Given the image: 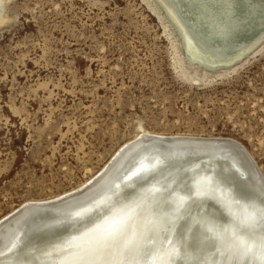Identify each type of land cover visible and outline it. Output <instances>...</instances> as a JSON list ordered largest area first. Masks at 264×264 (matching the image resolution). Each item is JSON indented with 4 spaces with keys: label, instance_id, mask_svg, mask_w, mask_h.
<instances>
[{
    "label": "rangeland",
    "instance_id": "obj_1",
    "mask_svg": "<svg viewBox=\"0 0 264 264\" xmlns=\"http://www.w3.org/2000/svg\"><path fill=\"white\" fill-rule=\"evenodd\" d=\"M206 1L0 0V218L140 130L232 138L264 174V0ZM183 32L220 64L190 61Z\"/></svg>",
    "mask_w": 264,
    "mask_h": 264
},
{
    "label": "bare ground",
    "instance_id": "obj_2",
    "mask_svg": "<svg viewBox=\"0 0 264 264\" xmlns=\"http://www.w3.org/2000/svg\"><path fill=\"white\" fill-rule=\"evenodd\" d=\"M221 1H224V0H221ZM182 3H183V0H182ZM169 9H171V7ZM213 10H217V9H213ZM207 11H209V9ZM228 12L229 11H227L226 14ZM182 14H184V12ZM234 18L236 19V17ZM177 20H178V17H177ZM220 22H219V26L222 23ZM182 25H184V22ZM185 34L186 33H184V36H185L184 46L186 47V52L188 54V55L186 54L187 58L190 61H198V62L208 61L210 62V64L211 63L216 64L222 61L221 56H216L215 54H214L215 56H213V54H211V52L208 51L209 49L206 50L204 47H201L199 43H197V41L191 36L193 33L191 35H188V34L185 35ZM261 42H262V39H261ZM252 44L254 45V42ZM227 45L228 43L226 44V46ZM229 46L231 47V45ZM220 51L222 52V50ZM242 51L243 50H241V53ZM224 57L225 56H223V58ZM232 60H235V59H232ZM228 61L226 62L229 63ZM184 138L193 139V140H205V141H213V140L222 141V142L228 141V142L239 144L242 148L246 150V148L241 143H239L237 140H234L228 137L196 136V135H190V134H175V135H170V136H163L161 134H150V133L145 132L144 130H140L136 137H134L133 139L129 141L124 142L115 151V153L111 155V157L105 162V164L95 174H93L90 178H88L85 182H83L78 187L72 188L54 197H49V198L41 199V200L25 201L19 206L13 208L11 211L6 213L5 215H3L0 218V259H1L0 261L2 262V263L0 262V264H60V262L64 260H72V259L84 257L86 256V252L80 248H77L76 245L79 244L82 246H86L89 242L94 243L96 239L99 236H101L107 229H109L111 226L115 225L116 223H118L119 221L123 220L126 217L132 218V222L130 225L131 233H142L143 236L147 237L146 241L141 240L142 243L147 244V247L151 248L153 245H155L157 248L162 247L164 249H169V248L176 249L179 252H181L184 259H186L189 262V264H219L220 261L224 260L227 257L229 250L233 246L234 239L245 241L247 244L248 250L252 251L255 246V244L253 245V242L255 241L253 240V238H250V237L248 238L246 236V232H251V231L255 232V230L258 229V225L254 224V225H249L245 227V222L247 221L248 218L247 216H242L241 215L242 211H240L239 213L238 209H239V206H243V205L254 206L255 203L253 202V200L243 197V196L230 199L228 198V194L224 188L218 187V186H207L204 183V179L202 177H206L208 175L207 174L208 172L189 171L187 174L177 176L176 179L172 178L171 175L168 176L170 173L169 174L165 173L164 171H161V169L168 168V166L172 167L173 164L176 162L175 157H168L169 159L167 160L165 159L166 157H164L163 159V156L157 155L156 158H152L151 160H148L146 162H138L128 172L123 174L122 178H125L126 176H130L131 174H134L136 172H141L145 176L150 175L149 177L156 176V178H158L159 176L160 177L165 176V178H163L164 180H162L164 184L170 185L172 187V192L177 193L183 198L180 207L176 205L174 206L163 205L161 203H153L149 201V198H147L148 196L147 193H141V194L139 193L140 191L144 189V187H149L147 186L148 184L146 186L145 185L139 186L133 192L136 196H139V199L135 201L134 205H132L130 209H128V214H125L124 217L123 216L122 217L112 216L110 217L111 219L106 220V218H109V215L113 212L111 210L114 207H111L110 204L114 203L117 199H114L111 202H108L110 200L102 199L101 201L95 203L92 206H91V202H88L86 204H78V206L76 205L73 207V205L76 204L77 201H78L77 203H79L80 200L78 199H81L84 197L85 198L88 197L87 199L89 198L93 199L97 197L104 188L112 184L113 181L115 180L114 179L115 175L121 169L122 163L126 159H129V157L132 156V153H134L136 148H138L140 145L152 143V141L156 139L165 141V143L169 142L170 144L172 140L177 142V140H181ZM217 149L220 150L221 148L218 147ZM157 158H162L163 161L161 164L159 163L160 164L159 168L157 166V169H155L157 165V161H156ZM239 166L242 168V170H246L245 172H247V168H248V170L251 171L253 175L254 172L250 168V166L246 167L245 165L241 163H239ZM174 169L175 168H172L171 170H174ZM256 169H259V167H257ZM209 175H212V174L210 173ZM137 176H140V174H138ZM261 176H262V182L264 186V174L262 172H261ZM212 180L214 179L212 178ZM159 183H162V182H159ZM102 184L104 185L101 187ZM154 184L157 185L156 182ZM152 186H154L155 188V185H152ZM128 195L130 194H127L125 197H127ZM124 200L127 201V199H124ZM98 204L100 205L97 206ZM33 206H41V207H47V208L50 207L51 209H60V208L65 209V207L71 206V208H68L67 210L63 211V215H65V217L51 218V219H48V221L54 220L52 223L58 222L61 220L65 222L69 221L73 223H78L79 221L80 222L82 221V222L79 223L75 227L74 230L70 231L67 235H64V236L62 233H59L47 239L37 238L30 242H23L20 246L18 245V243L15 244V239H16L15 237H13L12 240L9 242L3 241L5 238L3 231L7 229L10 222L16 221L18 217H20L22 210H24L23 212L28 211L27 209ZM65 211H67V214H65ZM91 218L94 219L92 223H90ZM210 220H211V223H209ZM236 222L240 224V226L243 227L245 230L240 231L241 233H236L232 235L233 232H231L230 226L232 223H236ZM96 223L98 225L94 226V224ZM209 228L213 229L211 233L208 231ZM217 235H222L223 238L217 241L215 245L211 244L209 241V236L215 237ZM120 248H121L120 243L115 242L112 245L113 254L115 255L117 252H119ZM207 253H209L211 257L208 256ZM118 258L126 259L129 261H132V260L146 261V260L151 259L150 256H146L140 253H128L126 255L121 254ZM247 259L249 261V264H258V261H256L251 255L248 256Z\"/></svg>",
    "mask_w": 264,
    "mask_h": 264
},
{
    "label": "water",
    "instance_id": "obj_3",
    "mask_svg": "<svg viewBox=\"0 0 264 264\" xmlns=\"http://www.w3.org/2000/svg\"><path fill=\"white\" fill-rule=\"evenodd\" d=\"M218 147L221 149H217ZM157 155L163 156V159L166 157L165 159L167 160L169 159L168 157H175L176 162L172 167L168 166V168L161 169V171H164L165 173H170L168 176L171 175L174 179H176L177 176L187 174L189 171L208 172V175L210 173L212 174L209 175L210 177L208 175L202 177L207 186L224 188L230 199L243 196L253 200L255 203L254 206H239L238 212L240 213V211H242V216H247V218L253 214L258 216L261 211L264 210V205L261 204V199L264 198V191H262L264 186L261 172L259 169H256L257 166L255 161L244 148L239 144L228 141H205L188 138L177 140V142L172 140L170 144L169 142L165 143V141L156 139L152 141V143L140 145L136 148L134 153H132V156L122 163L120 171L114 177L115 180L112 184L101 191L98 195L100 197L97 196L93 199H87L88 197H84L78 199L80 200L79 203H77V201L73 207L88 202H91L92 206L102 199L110 200L108 202L117 199L114 203L110 204L111 207L114 208L111 210L113 212L109 215V218H106V220L111 219L110 217L112 216L124 217L125 214H128V209H130L135 201L139 199V196H136L133 192L139 186H146L147 184L149 187H144L139 193H147L149 201L180 207L183 198L177 193H173L170 185L164 184L162 180H164L163 178H165V176H159L156 178V176L149 177L150 175L145 176L141 172H136L130 176L122 178V175L128 172L136 165V163L146 162L152 158H156ZM163 159H156L157 165L155 169H157V166L159 168ZM239 163L246 167L250 166L255 173H253L254 176L248 168L247 172H245L246 170H242ZM172 168L175 169L171 170ZM138 174H140V176H137ZM212 178L214 180H212ZM155 182L157 185L154 184ZM159 182H162L163 184ZM103 185L104 184H102L101 187ZM152 185H155V188ZM127 194L130 195L125 197ZM124 199H127V201ZM99 205L100 204L97 206ZM71 206L65 207V209H51L50 207L33 206L29 207V209H27L28 211L23 212L24 210H22L20 217H18L16 221L10 222L7 229L3 231V234L5 235L3 241L9 242L15 237V244L18 243L20 246L23 242H30L37 238L47 239L59 233H62L63 236L67 235L82 221L73 223L61 220L52 223L54 220L48 221V219L65 217L63 211L71 208ZM65 214H67V211H65ZM92 221H94V219L91 218L90 223H92ZM96 225L98 224H94V226ZM257 225L258 229H256L255 232H246V236L248 238H253L255 241L253 242V245L255 244V246L252 251L257 252L258 255L260 236L264 235V233H261L262 226L258 223ZM230 229L231 232H233L232 235L241 233L240 231L245 230L237 222L232 223ZM252 251L249 250V253H252ZM207 255L211 257L209 253H207Z\"/></svg>",
    "mask_w": 264,
    "mask_h": 264
},
{
    "label": "snow or ice",
    "instance_id": "obj_4",
    "mask_svg": "<svg viewBox=\"0 0 264 264\" xmlns=\"http://www.w3.org/2000/svg\"><path fill=\"white\" fill-rule=\"evenodd\" d=\"M261 204L264 205V198L261 199ZM131 222L132 218L126 217L107 229L94 243L89 242L86 246L76 245L77 248L86 252V256L72 260H64L60 264H189L181 252L176 249L157 248L155 245L151 248L147 247L146 243L141 242V240H147L146 236H143L142 233L130 232ZM209 223H211V220ZM257 223L262 226L261 233H264V210L258 216L253 214L248 217L245 222V227ZM208 231L211 233L213 229L209 228ZM222 238V235L215 237L209 236V241L215 245ZM115 242H119L121 248L114 255L112 245ZM128 253H140L150 256L151 259L146 261H129L118 258L121 254L126 255ZM249 255L258 261V264H264V235L260 236L258 255L257 252L249 253L245 241L234 239L233 246L229 250L227 257L220 261L219 264H249L247 259Z\"/></svg>",
    "mask_w": 264,
    "mask_h": 264
}]
</instances>
